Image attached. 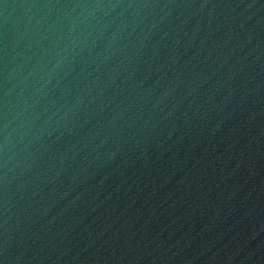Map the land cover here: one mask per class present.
Instances as JSON below:
<instances>
[{"label": "water", "instance_id": "1", "mask_svg": "<svg viewBox=\"0 0 264 264\" xmlns=\"http://www.w3.org/2000/svg\"><path fill=\"white\" fill-rule=\"evenodd\" d=\"M0 264H264V0H0Z\"/></svg>", "mask_w": 264, "mask_h": 264}]
</instances>
